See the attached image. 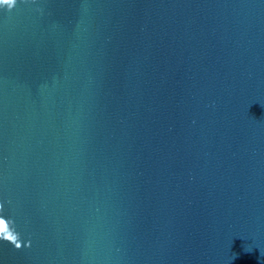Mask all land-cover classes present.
I'll list each match as a JSON object with an SVG mask.
<instances>
[{"label":"water","instance_id":"water-1","mask_svg":"<svg viewBox=\"0 0 264 264\" xmlns=\"http://www.w3.org/2000/svg\"><path fill=\"white\" fill-rule=\"evenodd\" d=\"M0 219V264H264V0L0 4Z\"/></svg>","mask_w":264,"mask_h":264},{"label":"clouds","instance_id":"clouds-1","mask_svg":"<svg viewBox=\"0 0 264 264\" xmlns=\"http://www.w3.org/2000/svg\"><path fill=\"white\" fill-rule=\"evenodd\" d=\"M3 3H5V0H0V4ZM14 6L15 5H13V7ZM0 240L13 244L17 249L21 248L18 235L9 229L7 223L3 219H0Z\"/></svg>","mask_w":264,"mask_h":264}]
</instances>
